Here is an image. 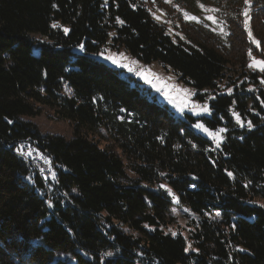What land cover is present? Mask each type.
<instances>
[{"label":"trees","instance_id":"1","mask_svg":"<svg viewBox=\"0 0 264 264\" xmlns=\"http://www.w3.org/2000/svg\"><path fill=\"white\" fill-rule=\"evenodd\" d=\"M212 1L218 25L175 0L178 35L152 11L167 0H0V264H264V0ZM108 49L171 68L208 111L175 117ZM44 108L72 138L27 120Z\"/></svg>","mask_w":264,"mask_h":264},{"label":"rangeland","instance_id":"2","mask_svg":"<svg viewBox=\"0 0 264 264\" xmlns=\"http://www.w3.org/2000/svg\"><path fill=\"white\" fill-rule=\"evenodd\" d=\"M191 0H183L184 3H189ZM212 0H195L194 11H192L199 19L207 20L210 24H220L221 19L219 17L220 10L215 8V2ZM166 3H169V6L162 4H156L152 6V11L154 16L158 21H161L166 24L170 29V34H178L179 29L177 27V22L175 18L178 15H188L190 10L189 7L183 6L180 7L176 5L175 0H167ZM181 3V2H180ZM183 3V4H184ZM214 17L213 20H209L208 17ZM222 26V24H221ZM221 30V29H220ZM114 56L120 63H127L130 67L133 68L132 72H129L127 68L113 64L110 60L105 59V57ZM101 60L107 65L118 70L120 74H123L126 77L133 78L134 81H137L139 85L150 92L151 95H154L157 98V101L163 105H166L169 110L173 113L175 117L185 118L187 115H202L204 108H207L208 98L206 102H200L196 99L195 91L189 85H186L179 79L176 72L171 68L164 66L162 64L152 62L143 64L139 62L136 58H132L127 52L122 49L118 51H111L108 49L105 54L101 55ZM260 68V66L257 64ZM137 72H142L149 77L152 83H146L142 76L137 75ZM153 84L156 87H153ZM159 89V90H157ZM187 91H184V90ZM165 93H168L166 95ZM169 96L172 99H169ZM186 105V106H185ZM28 121H33L38 126V129L42 134H53V135H63L66 138H72L73 135V126L72 124L63 121L57 120L51 111L47 108H44L43 113L40 116L35 118L27 119ZM197 128V127H196ZM202 125L201 128H197L199 132L204 133L210 139L216 142L221 140V131H211L208 129V132H205ZM207 129V128H206ZM209 132L213 135H209ZM100 134V135H99ZM99 134L91 135L92 138H95L98 141V144L105 148L107 145L111 146L108 143V135L106 131L100 130ZM18 153L25 157L28 161L35 164V168L42 175L45 181L55 183L57 179V173L52 167V161L48 158H45L38 150L30 147L26 144H20L18 147ZM22 150V151H21ZM31 153V155H29ZM173 217L175 223L168 230L172 233H183L184 235H190L192 228L189 227V224L192 222L193 216L187 211L182 209H174ZM168 232V231H167Z\"/></svg>","mask_w":264,"mask_h":264},{"label":"snow or ice","instance_id":"3","mask_svg":"<svg viewBox=\"0 0 264 264\" xmlns=\"http://www.w3.org/2000/svg\"><path fill=\"white\" fill-rule=\"evenodd\" d=\"M245 2L247 3L248 0H245ZM244 15L247 16L248 13L245 12ZM208 19H209V20H213L214 17L209 16ZM121 23H123V22L121 21ZM247 23H248V22H247V20H246V21H245V25H246V26H247ZM64 31L67 32L68 29H64ZM249 35H251V31H249ZM253 42L256 43L257 46H259V43H260L259 41H255V40H253ZM81 48H82V50H83V46H82V45H81ZM250 54H251V53H250ZM105 59L110 60L113 64H117V65L120 66V67L127 68L129 72H132V71H133V68L130 67L129 64H127V63H120V61H118L114 56H108V57H105ZM255 62H256L257 64L264 65V61H255ZM250 66H251V65H250ZM137 75L142 76V78L145 80L146 83H152V81L149 79V77H148L147 75H145L144 73H142V72H137ZM153 87H156V85L153 84ZM157 90H159V89H157ZM184 91H187V90L185 89ZM231 91H232L231 89H228V92H229V93H231ZM165 94L168 95V93H165ZM169 99H172V97L169 96ZM185 106H186V105H185ZM203 111H208V109H207V108H204ZM236 118H237V121H238V122H241L238 114H237V117H236ZM9 123H11V122H9ZM248 126H249V127H252L251 122H249V125H248ZM196 127H197V128H201L202 125L197 124ZM204 131H205V132H208V129L205 128ZM221 131H225V129H221ZM209 135H213V133L209 132ZM218 143H219V141H218ZM21 151H22V150H21ZM29 155H31V153H29ZM229 175H232V174L229 173ZM161 187H164V186L161 185ZM262 206H264V205H262ZM173 235H175V233H173Z\"/></svg>","mask_w":264,"mask_h":264}]
</instances>
